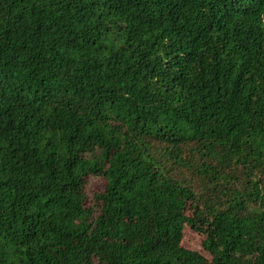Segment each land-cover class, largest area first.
Returning a JSON list of instances; mask_svg holds the SVG:
<instances>
[{
  "label": "trees",
  "instance_id": "obj_1",
  "mask_svg": "<svg viewBox=\"0 0 264 264\" xmlns=\"http://www.w3.org/2000/svg\"><path fill=\"white\" fill-rule=\"evenodd\" d=\"M0 264H264V0H0Z\"/></svg>",
  "mask_w": 264,
  "mask_h": 264
},
{
  "label": "rangeland",
  "instance_id": "obj_2",
  "mask_svg": "<svg viewBox=\"0 0 264 264\" xmlns=\"http://www.w3.org/2000/svg\"><path fill=\"white\" fill-rule=\"evenodd\" d=\"M86 186V191L90 200L93 198L94 193L99 192L103 188V181L100 179L89 178ZM205 234L202 232L186 229L182 240V246L185 249L197 252L202 255L207 262L211 261V255L204 249L203 242L205 240Z\"/></svg>",
  "mask_w": 264,
  "mask_h": 264
}]
</instances>
